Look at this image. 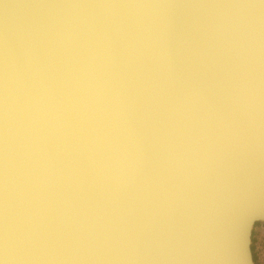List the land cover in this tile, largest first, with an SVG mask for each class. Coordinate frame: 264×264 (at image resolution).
<instances>
[{
	"label": "water",
	"instance_id": "1",
	"mask_svg": "<svg viewBox=\"0 0 264 264\" xmlns=\"http://www.w3.org/2000/svg\"><path fill=\"white\" fill-rule=\"evenodd\" d=\"M264 0H0V264H254Z\"/></svg>",
	"mask_w": 264,
	"mask_h": 264
},
{
	"label": "rangeland",
	"instance_id": "2",
	"mask_svg": "<svg viewBox=\"0 0 264 264\" xmlns=\"http://www.w3.org/2000/svg\"><path fill=\"white\" fill-rule=\"evenodd\" d=\"M254 232V252L258 264H264V221H259V226L252 229Z\"/></svg>",
	"mask_w": 264,
	"mask_h": 264
},
{
	"label": "trees",
	"instance_id": "3",
	"mask_svg": "<svg viewBox=\"0 0 264 264\" xmlns=\"http://www.w3.org/2000/svg\"><path fill=\"white\" fill-rule=\"evenodd\" d=\"M258 226H259V222L255 223L253 229H255ZM251 232H252V234H251V245H250V249H251V253H252V259H253L254 264H258L257 258H256V254L254 252V243H255V240H254V232H253V230Z\"/></svg>",
	"mask_w": 264,
	"mask_h": 264
},
{
	"label": "bare ground",
	"instance_id": "4",
	"mask_svg": "<svg viewBox=\"0 0 264 264\" xmlns=\"http://www.w3.org/2000/svg\"><path fill=\"white\" fill-rule=\"evenodd\" d=\"M259 221H264V220H258V221H256V222H254V224H253V226H252V228H251V230H250V232L252 231V229L254 228V225H255V223H257V222H259ZM251 234H252V232H251ZM254 263V262H253Z\"/></svg>",
	"mask_w": 264,
	"mask_h": 264
}]
</instances>
